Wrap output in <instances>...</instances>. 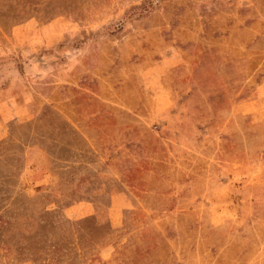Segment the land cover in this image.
Here are the masks:
<instances>
[{
  "label": "rangeland",
  "instance_id": "1",
  "mask_svg": "<svg viewBox=\"0 0 264 264\" xmlns=\"http://www.w3.org/2000/svg\"><path fill=\"white\" fill-rule=\"evenodd\" d=\"M0 264H264V0H0Z\"/></svg>",
  "mask_w": 264,
  "mask_h": 264
}]
</instances>
